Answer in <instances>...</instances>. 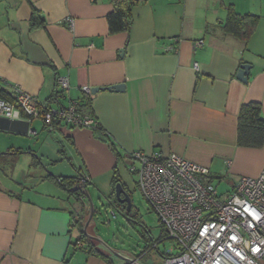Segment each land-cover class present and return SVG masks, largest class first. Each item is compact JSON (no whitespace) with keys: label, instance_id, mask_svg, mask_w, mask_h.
Instances as JSON below:
<instances>
[{"label":"crops","instance_id":"obj_1","mask_svg":"<svg viewBox=\"0 0 264 264\" xmlns=\"http://www.w3.org/2000/svg\"><path fill=\"white\" fill-rule=\"evenodd\" d=\"M231 8L260 17L248 42L225 32ZM112 9V0H0V90L12 95L19 86L61 108L81 103L86 86L126 85L90 96L95 127L50 130L36 119L33 134L0 132V264H110L74 245L88 204L57 181L78 175L63 159L87 191L104 192L133 152L206 166L222 193L264 168V144H238L241 106L260 103L264 118V0H140L131 29L117 33L109 31ZM244 63L247 82L237 77ZM59 77L69 81L66 92Z\"/></svg>","mask_w":264,"mask_h":264},{"label":"built area","instance_id":"obj_2","mask_svg":"<svg viewBox=\"0 0 264 264\" xmlns=\"http://www.w3.org/2000/svg\"><path fill=\"white\" fill-rule=\"evenodd\" d=\"M203 43L198 40L195 45ZM194 68L198 70L199 64ZM57 83L63 92L69 90L66 77ZM13 91L9 98L0 96V116L29 121L30 134L35 133L31 124L36 119L50 130L58 124L96 125L92 116L78 111L77 101L53 108L19 86ZM83 91L93 94L89 86ZM128 164L167 237L178 247L177 253L171 248L161 264H264V168L259 176H243L231 191L222 193L209 181L208 167L175 153L133 152Z\"/></svg>","mask_w":264,"mask_h":264},{"label":"rangeland","instance_id":"obj_3","mask_svg":"<svg viewBox=\"0 0 264 264\" xmlns=\"http://www.w3.org/2000/svg\"><path fill=\"white\" fill-rule=\"evenodd\" d=\"M40 125V121L36 120L32 123V128H39ZM59 153L56 152L63 159L64 155ZM61 162L63 165L60 166L66 165L67 168L80 173V170L75 168L69 160L63 159ZM128 165V162H120L118 171L120 179L131 192L133 206L131 212L129 215H124L112 204L111 199L116 187L107 188V184L104 183V192L90 185L88 192L95 216L90 221L88 231L89 234L100 237L123 256L136 259L138 262L140 260V264H155L158 260H162V254H167L171 248L174 249V253H177L178 247L174 240L166 236L157 213L151 209L143 197L137 186L136 177L128 170ZM219 185L220 183L217 185L218 190L223 192ZM87 216L89 218L90 215Z\"/></svg>","mask_w":264,"mask_h":264},{"label":"trees","instance_id":"obj_4","mask_svg":"<svg viewBox=\"0 0 264 264\" xmlns=\"http://www.w3.org/2000/svg\"><path fill=\"white\" fill-rule=\"evenodd\" d=\"M112 1H113V9L107 15L109 31L111 33L129 31L134 21L133 8L140 0H112ZM40 14L41 13L39 10L33 8L32 18L34 20L37 19V17L40 16ZM259 22H260V17L258 15L239 14L233 8H231L229 10L228 17L224 23V30L225 32L234 36L235 38H238L244 42H248L250 37L256 31ZM0 96L5 98L11 97V95H9L6 91L3 90H0ZM90 102H91V97L88 94L84 96V99L81 103L77 102L78 104L77 109L82 115L91 116V113L87 111V106L89 107ZM108 141L112 146V148L116 150L117 154L120 155V153L117 151V147L114 144V142L111 140ZM238 144L244 147H256V148L263 146L264 118L262 116V107L260 103L249 102L241 106L238 114ZM81 177L82 176L79 173L77 176H56L59 184L62 187L66 188L70 195L74 196L76 200L84 201L85 203L88 204L87 208L85 209V217L81 218L82 238L79 240V242H83L84 244H87L89 246V251L91 253H95L97 255L103 256L110 264H130L126 261L120 260L118 257L107 251L99 241L88 237V233H89L88 230L90 227V223L86 231L84 229V226L88 220L87 215L88 214L90 215L91 212V204L86 196L84 189L82 188V185L85 183L87 186L88 182L83 177H82L83 179H81ZM119 182H121L125 188H128L120 179L118 168L115 167L113 171L112 187L115 188ZM75 186H78V188L74 189ZM111 200L114 207H116L122 214L129 215L131 211H127V207H122L117 202L114 195H113V199ZM94 216H95V211H94L93 219ZM77 244H78L77 242L74 243L75 247ZM165 255L166 254H162V257L164 258ZM116 260L119 263H117Z\"/></svg>","mask_w":264,"mask_h":264},{"label":"water","instance_id":"obj_5","mask_svg":"<svg viewBox=\"0 0 264 264\" xmlns=\"http://www.w3.org/2000/svg\"><path fill=\"white\" fill-rule=\"evenodd\" d=\"M250 69H251L250 64H248V63L242 64L239 71H238V74H237L238 79L243 81V82H247ZM125 87H126L125 83H119V84H114V85L105 86V87H93V88H91V91L93 94H96L99 91H106V90L112 91V92H122L125 90ZM29 129H30V122L29 121L11 120V119L0 116V131H8V132H14V133H19V134L25 135V134L29 133ZM81 179H83V178L81 177ZM77 188H78V186L74 187V189H77ZM82 188L84 189L86 196L89 199L90 204H91L90 216H89V218L86 222V225H85V231H86V229H87V227H88V225H89V223H90V221L94 215V206L92 205V201H91L89 193L86 189L85 183L82 185ZM116 195L121 202L127 203V211H131V209H132L131 192L129 191L128 188H125L121 182H119L116 186ZM122 195H124V198H122ZM88 236L90 238H93V239L99 241L107 251H109L110 253H112L116 257L121 258L130 264H140L137 260L131 259L130 257H127V256H123L118 251H116L112 247L108 246L100 237L95 236V235H91V234H88Z\"/></svg>","mask_w":264,"mask_h":264},{"label":"flooded vegetation","instance_id":"obj_6","mask_svg":"<svg viewBox=\"0 0 264 264\" xmlns=\"http://www.w3.org/2000/svg\"><path fill=\"white\" fill-rule=\"evenodd\" d=\"M114 197L116 198L117 202H118L122 207H127V203H126V202H121V201L118 199V197H117V195H116V191H115V193H114ZM122 198H124V195H122Z\"/></svg>","mask_w":264,"mask_h":264}]
</instances>
